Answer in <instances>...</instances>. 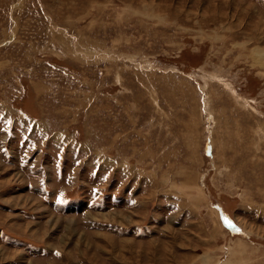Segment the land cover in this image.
<instances>
[{"label":"rangeland","instance_id":"rangeland-1","mask_svg":"<svg viewBox=\"0 0 264 264\" xmlns=\"http://www.w3.org/2000/svg\"><path fill=\"white\" fill-rule=\"evenodd\" d=\"M0 264H264V0H0Z\"/></svg>","mask_w":264,"mask_h":264}]
</instances>
